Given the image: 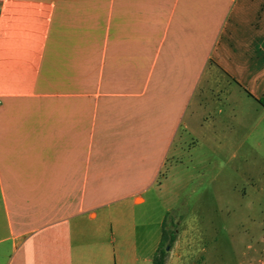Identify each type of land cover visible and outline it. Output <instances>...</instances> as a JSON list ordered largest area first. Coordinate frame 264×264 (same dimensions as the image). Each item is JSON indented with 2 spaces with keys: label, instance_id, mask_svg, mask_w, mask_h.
I'll list each match as a JSON object with an SVG mask.
<instances>
[{
  "label": "crops",
  "instance_id": "0c3cea01",
  "mask_svg": "<svg viewBox=\"0 0 264 264\" xmlns=\"http://www.w3.org/2000/svg\"><path fill=\"white\" fill-rule=\"evenodd\" d=\"M263 98L264 0H0V264H243Z\"/></svg>",
  "mask_w": 264,
  "mask_h": 264
},
{
  "label": "trees",
  "instance_id": "16d2710c",
  "mask_svg": "<svg viewBox=\"0 0 264 264\" xmlns=\"http://www.w3.org/2000/svg\"><path fill=\"white\" fill-rule=\"evenodd\" d=\"M261 102L264 103V98L261 99ZM181 217L182 213L177 210H170L165 213L161 223L159 244L153 254L152 264H165L168 250L175 239Z\"/></svg>",
  "mask_w": 264,
  "mask_h": 264
},
{
  "label": "rangeland",
  "instance_id": "374dc122",
  "mask_svg": "<svg viewBox=\"0 0 264 264\" xmlns=\"http://www.w3.org/2000/svg\"><path fill=\"white\" fill-rule=\"evenodd\" d=\"M243 264H264V239L243 259Z\"/></svg>",
  "mask_w": 264,
  "mask_h": 264
}]
</instances>
